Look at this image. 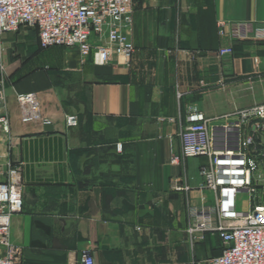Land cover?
Instances as JSON below:
<instances>
[{
    "label": "crops",
    "instance_id": "1",
    "mask_svg": "<svg viewBox=\"0 0 264 264\" xmlns=\"http://www.w3.org/2000/svg\"><path fill=\"white\" fill-rule=\"evenodd\" d=\"M219 21L264 23V0H135L129 66L43 50L36 29L18 31L34 33L29 42L4 36L0 163L22 173L17 264H80L85 251L96 264H212L221 254L216 234H186L189 209L216 202L200 175L209 160L173 161L189 105L216 118L264 104V42L232 41ZM223 47L235 54L220 56ZM21 93L38 95L39 120L23 123ZM236 120L212 124L218 142L236 140Z\"/></svg>",
    "mask_w": 264,
    "mask_h": 264
},
{
    "label": "built area",
    "instance_id": "2",
    "mask_svg": "<svg viewBox=\"0 0 264 264\" xmlns=\"http://www.w3.org/2000/svg\"><path fill=\"white\" fill-rule=\"evenodd\" d=\"M134 15L135 0H0V69L6 70L4 36L21 28L36 29L43 50L77 49L96 66H129L136 51L130 37ZM218 28L232 41L264 42V23L219 21ZM218 54L233 56L235 50L223 47ZM17 100L23 123L40 119L36 93L18 94ZM233 117L237 120L228 128L236 131V140L218 142L212 124ZM66 121L69 127L79 125L77 116H67ZM0 126L9 133L3 113ZM180 141L181 155L173 161L207 158L200 175L204 188L216 194L214 204L189 209L186 234L190 241L202 242L210 233L220 238L221 254L212 264H264V104L216 118L191 104ZM117 150L122 151V145ZM241 195L248 196L246 212L237 209ZM22 211V173L0 163V264H17L18 251L10 235L12 219ZM80 264H96L90 251L83 252Z\"/></svg>",
    "mask_w": 264,
    "mask_h": 264
},
{
    "label": "rangeland",
    "instance_id": "3",
    "mask_svg": "<svg viewBox=\"0 0 264 264\" xmlns=\"http://www.w3.org/2000/svg\"><path fill=\"white\" fill-rule=\"evenodd\" d=\"M18 33V32H17ZM12 33V36L16 39V40H24V41H26V42H29V41H32V40H34V36H35V34L34 33H32V32H29V34L27 35V37L25 36V37H23V35H19L20 33ZM35 49L36 48H33L32 49V52H34L35 51ZM68 49V48H67ZM239 201H240V205H241V207H244V208H247V202H248V196L247 195H245V196H239ZM242 209V208H241Z\"/></svg>",
    "mask_w": 264,
    "mask_h": 264
},
{
    "label": "water",
    "instance_id": "4",
    "mask_svg": "<svg viewBox=\"0 0 264 264\" xmlns=\"http://www.w3.org/2000/svg\"><path fill=\"white\" fill-rule=\"evenodd\" d=\"M3 106V103L0 102V107ZM46 130H52V126H46Z\"/></svg>",
    "mask_w": 264,
    "mask_h": 264
}]
</instances>
